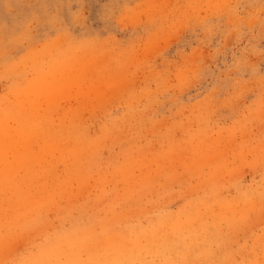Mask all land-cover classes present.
<instances>
[{
    "label": "rangeland",
    "instance_id": "374dc122",
    "mask_svg": "<svg viewBox=\"0 0 264 264\" xmlns=\"http://www.w3.org/2000/svg\"><path fill=\"white\" fill-rule=\"evenodd\" d=\"M0 264H264V0H0Z\"/></svg>",
    "mask_w": 264,
    "mask_h": 264
}]
</instances>
